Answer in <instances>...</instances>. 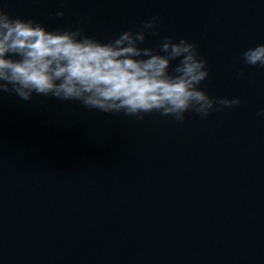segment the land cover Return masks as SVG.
Returning a JSON list of instances; mask_svg holds the SVG:
<instances>
[{
    "label": "water",
    "instance_id": "obj_1",
    "mask_svg": "<svg viewBox=\"0 0 264 264\" xmlns=\"http://www.w3.org/2000/svg\"><path fill=\"white\" fill-rule=\"evenodd\" d=\"M0 6L105 42L158 16L161 37L198 45L209 70L200 87L241 99L178 123L0 93V264H264V69L240 59L264 43V0Z\"/></svg>",
    "mask_w": 264,
    "mask_h": 264
},
{
    "label": "clouds",
    "instance_id": "obj_2",
    "mask_svg": "<svg viewBox=\"0 0 264 264\" xmlns=\"http://www.w3.org/2000/svg\"><path fill=\"white\" fill-rule=\"evenodd\" d=\"M64 14L61 10L55 16ZM158 25L159 17L152 16L105 42L79 26L49 31L0 6V93H15L25 101L34 93L51 95L137 120L159 113L178 123L189 113L206 120L241 104L239 97L209 96L200 87L209 70L198 45L161 37ZM150 36L159 38L155 46H148ZM240 59L264 69V43L247 48ZM257 115L264 117V109Z\"/></svg>",
    "mask_w": 264,
    "mask_h": 264
}]
</instances>
